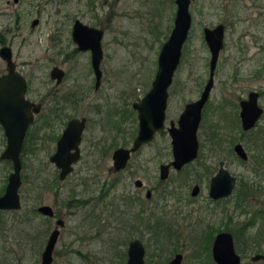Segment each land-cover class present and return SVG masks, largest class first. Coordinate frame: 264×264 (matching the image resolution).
Listing matches in <instances>:
<instances>
[{
  "label": "rangeland",
  "instance_id": "1",
  "mask_svg": "<svg viewBox=\"0 0 264 264\" xmlns=\"http://www.w3.org/2000/svg\"><path fill=\"white\" fill-rule=\"evenodd\" d=\"M93 1L97 4L96 11H89L92 10L89 0H19L18 2L0 0V33L4 39L13 43L17 68L29 81L27 96L43 102L42 110L28 127L21 151L24 160L21 169V176L24 178L22 177L20 187L23 196L22 206L18 211H6L0 215V218L6 220L5 237L3 235L0 239V260L6 264H39L46 235L36 233L41 221L32 214V207L37 203L33 195V185L34 181L41 184V179L48 178L51 181L54 176L58 177V170L48 159L55 144L54 136H48L51 129L46 126V113L48 104L51 103L48 100L52 98L50 92L53 88L57 93H61L72 83L80 85L82 89L88 87L86 95L72 113L87 114L90 122L82 144V158L74 165L73 172L66 179L55 181L53 188L44 189L42 193L41 201L53 204L59 213L66 217V225L62 228L56 243L51 264H83L86 259L93 264H124L127 258L129 235L115 228L111 215L115 193H124L123 191L117 189L114 192L115 188H113L99 199L97 204L103 210V219L99 221L100 234L96 237L91 236L86 241L78 234L81 232V225L78 222L83 217V208H78L76 215L70 217L64 202L69 195H73L74 189L77 197H88L95 191L86 192L87 184L99 185L113 178V173L109 171L112 165L111 153L106 156L101 155L100 150L97 149L90 154V139L101 136V130L98 128L100 124L119 125L123 131L118 134V143L130 144L137 129V118L131 114L129 118L122 119L120 111L126 108V103L129 105L133 96L136 97L139 91L150 86L156 71L161 44L173 25L176 3L175 0ZM189 10L194 17L192 31L186 42L187 52L183 55L168 89L171 93L166 109L168 125L171 119L176 123L184 102L195 98L207 79L208 62L205 57L209 53L202 38V25L215 23L225 13L236 14L237 18H242V0H192ZM95 12L98 13L97 16ZM34 17L39 18V23L32 26L31 20ZM75 17L86 23H97L105 29L102 39L103 83L97 90L91 87L94 76L89 68V54L80 52L69 58L70 56L67 55L69 52L60 51L59 48L62 42L69 46L67 49L73 48L70 27ZM236 26V29H228L227 47L220 53L214 75L210 105L213 104L216 108L222 103H227L224 97L235 101L237 95L242 94V49L236 46L242 43V20H238ZM54 64L68 71L65 81L59 85H55L54 80L49 77L50 68ZM4 71L5 64L0 58V74ZM229 104L230 106L226 108H233V105ZM116 107L119 113L113 114L111 110ZM210 109L215 111L213 107ZM108 112H110L109 123L105 119ZM66 119L62 117L54 122L56 134L60 133ZM42 125L40 138L34 140L36 131ZM208 128L209 124L205 122L198 132L202 146L199 160L205 161L215 169L217 161L220 158L224 159L230 171L237 176L236 187L239 188L240 182H248L259 190L250 192L240 206L237 204L238 190H234L225 202L228 207L225 215L230 227L236 228L240 235V247L245 253L243 263L262 264L260 261L251 260L253 248L250 246L264 247V215H253V210L264 206V189L261 187L264 180L262 178L260 180V177L248 171L242 160L229 150L228 147H232L231 138L235 139L240 135L237 128L225 131L227 148L223 151L210 149L206 134ZM27 137L33 139V142ZM5 145L6 137L0 125V153ZM171 158L170 138L166 132L150 146H144L134 157L128 170L124 172L132 177L128 192L135 190L133 180L137 177L141 178L145 186L151 189L153 197L146 201L144 192L137 191H140V196L149 206L157 205L160 213L155 210L156 214L163 216L166 215L164 203L167 206L173 205L180 194L182 200L190 201L189 205L194 207L189 221L197 228L200 224L198 217H204L208 212L206 207L210 206L207 200L210 175L209 173L204 175V170H201V165L196 160L179 173L171 171L169 178L161 181L158 176V164ZM11 170L10 161L0 160V187L6 182ZM196 171L200 174L196 175ZM36 176L39 178L38 181ZM195 181L200 184V194L193 198L190 195V188ZM181 183H184L182 187H180ZM101 191L106 192L103 188ZM161 191L168 194L166 198L158 197ZM100 192L96 191L95 194L98 195ZM242 207L247 210L244 211ZM251 216L253 222L250 224L247 220ZM204 218L205 223L211 220ZM219 218H214V221L222 222ZM135 237H139L145 245L146 264H159L157 245L152 232H145L142 235L136 233ZM182 240L185 242L186 239ZM178 247L180 248V243ZM79 249L83 250L81 254ZM184 249L185 252L188 251L187 247Z\"/></svg>",
  "mask_w": 264,
  "mask_h": 264
},
{
  "label": "flooded vegetation",
  "instance_id": "2",
  "mask_svg": "<svg viewBox=\"0 0 264 264\" xmlns=\"http://www.w3.org/2000/svg\"><path fill=\"white\" fill-rule=\"evenodd\" d=\"M13 1L18 2L19 0H13ZM89 5H90V9H92L89 11H93V10L96 11L95 8L97 6L96 1L89 0ZM97 14L98 13L95 12L96 16ZM174 16H173V20H174ZM191 17L193 23L194 17L192 16V14ZM76 20L82 21L80 18L77 17H75L72 20V24L70 27V33H71L70 36H71V44H73V48L67 49L69 46L67 47L63 42L60 43L59 48L60 51L63 52L68 51L69 53L67 55L70 56L69 58H73L74 55L80 52L81 53L87 52L89 54V59H88L89 68L94 76L91 87L97 90L103 83L102 78H103L104 68L102 66V62L104 59V50H103L102 39L105 34V29L103 27L98 26L97 23L90 24L82 21L90 26L100 28L103 31L101 38V45L103 52L102 59L100 61L101 74H100L99 82L97 84L96 73L92 65L91 50L79 49L77 42L72 37V32ZM238 20H242V43L236 44L237 47L242 49V94H238L237 97L235 98V101L234 99L232 100L229 99L228 97H224L227 103L226 104L222 103L216 108L213 104L210 105L211 91L214 85V75L217 69V64L220 59V53L224 51L225 48L227 47L228 40H226V36L228 33V29L229 28L236 29L237 27L236 22ZM38 23H39V18L37 17H34L31 20L32 26H35ZM192 23L188 36L183 44L182 53L177 68L179 67L182 61L183 55L187 52L186 42L188 41V37L190 36L192 31L191 30ZM219 24L223 26V35H222L223 45L219 49L216 58V66L214 69L212 88L210 89L208 96L206 97L200 110V120L196 130V137L198 140V150L196 156L193 159L184 162L179 168L171 164V161L174 159V154L172 151V137L170 136L167 130L168 124L166 122V117H167L166 110H165L164 126L161 129L156 130L153 136L149 140L142 142L135 150H132L133 142L138 134V129H139L138 111L133 105L135 102L140 101L141 98L149 91L151 87V83H150L149 87L139 91L137 96L136 97L133 96L131 101H129V105H127L126 103V108H123L120 111L122 119L129 118L131 114L135 115V117L137 118V129L135 134L133 135L130 144H127L126 142H123L122 144L118 143V134L119 132L123 131L122 127L119 125L112 126V125L100 124L98 128L101 130V136L90 139L91 142L89 146L90 154H92L94 151H97V149L100 150L101 155L106 156L109 153H111L112 165L109 167V171L113 173V178L110 179V181H105L99 185H96L95 183L86 185V192L88 193H90L91 191H95V193L96 191L100 192L102 188L106 192L101 191L98 195L94 193L93 195L88 197H83V196L77 197L76 190L74 189L75 194L73 193L72 196L69 195L67 199H65L64 205L67 208L66 212L70 217L76 215L78 208L81 207L83 208V217L78 222L79 225H81V232H79L78 234L82 239H84V241H86L91 236L96 237L100 234L99 221L100 219H103V210L101 207L98 206L97 202L110 189L115 188L114 192L118 189V191L120 192L123 191L124 193H115L116 197L113 204V209L111 210L112 222L115 223V228L119 230V232L125 231L129 235V241L126 248V255H128L127 251H128L129 242L131 240L139 239L144 245L143 241L139 237H135L136 233L142 235L145 232L151 231L152 234L154 235L155 244L157 245L156 253L158 256L159 264L169 263L173 259V257H175L178 254L180 255L179 264H219L218 261L215 259L214 254L220 253V251L226 254L224 247L225 244L222 243L225 241V234L230 233L232 235L234 251L238 255H240V264H244L243 257L245 253L242 247H240L241 238L240 235L238 234V230L236 228L232 229L230 227V224L228 223V219H226L227 217L225 215V212L228 207L226 206L225 202L227 201L228 198H230L234 190H238L239 194H238L237 204L240 206V204L242 205V201L246 198V196L250 194V192L258 189L251 186L248 182H240L239 188L236 187L238 182L237 176L230 171L224 159L220 158L217 161V165L215 169L209 164H207L205 161H200L199 153H200V148L202 146L198 132L199 129L202 127V125H204L205 122H208L209 128L206 134L210 143V149L223 151L225 150V148H227L225 146V142L227 141V137L225 136V131L227 132L229 131V129L232 130L237 128L240 131V135L235 139L234 137L231 138L230 143L232 144V147L229 146L228 147L229 150L232 151L240 160H242L243 165L248 168V171L260 177V180L261 178L262 180H264V0H242V18L239 17L237 18L236 14L225 13L224 16L215 23L202 25L201 27L202 38L209 53V55L205 57V59H207L208 62V76L202 88L201 89L199 88L200 90L198 95L195 98L186 100L184 102V106L179 112L178 118L181 112L183 111V109L185 108L186 104L195 101L201 97L203 89L209 79V74H210L209 64L211 60V50L205 38V28L212 29ZM3 46H8L10 48L11 57L15 63V69L18 70L17 60L14 58L13 43L12 41H7L6 39H4L2 33H0V49ZM0 58L5 64V71L3 72L5 73L7 71V65H6L7 61L1 56V54H0ZM55 67L62 70V76L59 81L56 76L57 73L59 72L55 71L56 73L55 76H52V72ZM18 71L22 73L20 70ZM23 76L26 79L25 95L26 97H28L27 89H28L29 81L24 74ZM67 76H68V71L60 65L54 64L50 68L49 77L54 80L55 85L62 84ZM87 88L82 89L80 85L72 83V85L69 86L68 89L63 90L61 93H57V90H55V88H53V90L50 92L52 98L48 100L51 103L50 105L48 104V111L46 113V118H47L46 126H48L51 129V131L48 132V136H52V135L54 136L53 141L55 142V144L53 147V151L48 156V159L50 162L54 163L56 169L58 170V177L54 176L51 181H49L48 178L41 179L43 184L41 182H40L41 184H38L37 182L35 183L34 181V185H33L34 188L33 195L37 199V203L32 207V214L41 221L36 228V233L42 234L43 236L46 235V241L40 254L39 264H41L42 253L44 251L45 245L47 243V240L51 232L55 229H58L57 239L54 248L52 250V261H53L56 243L59 239L62 228H64V226L66 225V217L63 214L59 213L58 209L55 208L53 204L47 201H41V198L44 189L53 188L54 187L53 184L58 179L59 180L66 179L73 172L74 165L82 158L83 155L82 144L85 139V132L88 123L90 122V117L87 114H73L72 112H74L77 109L79 102L86 95V90H88ZM127 93L128 95L130 94L129 91ZM170 95H171L170 90H168L167 105ZM129 98L130 96L128 97V99ZM30 100L41 104L40 110L34 113V118H35V116L39 114L40 111L42 110L43 102L36 101L33 99ZM229 103L233 105V108L231 109L226 108V106L228 105L230 106ZM212 107L215 109V111H212V109H210ZM117 108L118 107L114 109L112 108L111 112L113 114L119 113V110ZM108 114H110V112L106 113L107 117L105 119L107 123L110 122V116ZM208 114H209V119L207 120ZM62 117L63 118L66 117L67 119L65 120L64 126L61 129L60 133L56 134L53 126L54 122ZM74 117L79 119H81L82 117L84 118V126L81 130L80 141L78 143L79 157L77 158V160L71 163L72 168L65 174V176L61 177L60 176L61 168L58 167L56 163L50 159V157L54 155L57 150L58 139L60 138L66 124L70 119ZM34 118L32 122L34 121ZM170 121L174 122V120L172 119ZM177 121L176 123L174 122L175 125H178ZM42 127L43 125L39 127L38 130L36 131L34 140L40 138L39 133H40V128ZM166 132L169 134V138H170L172 158L169 161H162L159 162L158 164V176L161 181L167 180L171 174V171H176L177 173H179L182 170H184L188 165L193 164L196 160L201 165V170L202 169L204 170L205 172L204 175L208 173L210 175L208 179V196H207V200L210 202V206L206 207L208 208V212L205 214L204 217H206V220L208 219L211 220L206 221L205 223L203 222V220H205L204 217H200V218L198 217V220H200V224L197 228L193 226L192 223L189 221V218L192 217V214L194 212L193 209L194 207L189 205L190 201L186 202L185 200H182L180 194H178V199L174 202L173 205L167 206L166 203H164L166 215L164 214L163 216L161 214L160 215L156 214V211L159 212V210H157L158 209L157 205H152L151 207L147 202H145V200L149 201L153 196L151 189L145 186V183L141 178L137 177L133 180V183L135 185L134 187L135 190H133L132 192H128L130 189L129 187L132 177L129 176L130 174H126L124 172L128 170L132 160L144 146H150L158 138H160V135H163ZM26 136H27V131H26L25 139ZM118 147H125L130 149L129 156L126 160L125 165L120 168L115 167L114 158H113V153ZM240 150L242 151V154L240 153ZM158 154L160 153L158 152ZM0 160L1 161L8 160L11 162V160L9 159L0 158ZM221 161H222V165H221ZM21 162H22V166H24V160L22 156H21ZM167 163L170 164L166 168L165 176H163L162 165ZM221 166L224 169L228 170L231 175L235 176L234 185L228 194L214 197L210 194L211 180L217 174ZM199 174L200 173L196 171V175ZM22 177L23 176H21V183L18 189L20 206L18 208H0V215L5 213L6 211H18L21 208L22 199H23L22 193L20 192V187L22 185ZM36 179H37L36 181L39 180L38 176H36ZM7 180L0 187V195H2L5 191ZM184 183H181L180 187H182ZM261 187L264 189V184H262ZM137 190L144 192L143 195L145 200L142 199V197L140 196V191ZM199 194H200V184L197 181H195L191 185L190 195L191 197L195 198ZM167 195L168 194L163 193L162 191L158 193V197H162V198L163 197L166 198ZM43 206H48V208L44 210L43 208H41ZM242 209L244 211L247 210L245 207L244 208L242 207ZM220 212L222 213V215H217ZM254 214L263 216L264 206L256 210H253V215ZM210 215H214V216L216 215V216L211 217ZM252 216L250 217V219L247 220V222H250V224L251 222H253ZM216 217H220L219 221L222 219V222L216 223L214 221V218ZM5 232H6V220L0 218V239L1 237L3 238V235L5 237ZM182 239H186L185 242ZM179 243H180V248L178 247ZM184 247L188 248L187 252H185ZM250 248H253L252 255L264 254V247H261V245L260 246L256 245L255 247L250 246ZM144 249L146 253L145 245H144ZM82 251L81 249H79L80 254ZM145 253H144V261L146 264ZM52 261L50 262V264L52 263ZM252 261H260L262 264H264V259H257ZM0 263L6 264L1 260ZM85 263L93 264L91 261L87 259L83 264Z\"/></svg>",
  "mask_w": 264,
  "mask_h": 264
},
{
  "label": "water",
  "instance_id": "3",
  "mask_svg": "<svg viewBox=\"0 0 264 264\" xmlns=\"http://www.w3.org/2000/svg\"><path fill=\"white\" fill-rule=\"evenodd\" d=\"M175 1L177 6L173 26L159 50L157 67L151 87L141 100L135 102L133 105L138 111L139 129L134 139L132 150H135L142 142L149 140L156 130L164 126L168 88L172 82L181 57L183 44L192 23L189 10L191 0ZM102 34V29L90 26L80 20L75 21L72 32V37L77 42L79 49L91 50L92 65L96 73L97 84L101 74L100 61L103 55L101 45ZM222 35L223 26L221 24L212 29L205 28V38L211 50L209 79L201 97L186 104L178 118V125L170 121V124L167 126L168 133L172 137V151L174 154L171 164L177 168L184 162L193 159L197 154L198 140L196 130L200 120V110L212 88L216 58L219 49L223 45ZM0 54L7 61V71L0 74V125L6 137V145L0 153V158L9 159L12 162V170L8 174L5 191L0 195V208H18L20 206L18 189L21 183V151L27 128L34 118V113L40 110L41 104L26 97V79L22 73L15 69L10 48L3 46L0 49ZM55 71L59 72L56 75L59 81L62 76V70L55 67L52 76H55ZM83 126V117L81 119L76 117L70 119L58 139L55 154L50 157L61 168V177L65 176L72 168L71 163L79 157L78 143ZM129 151L130 149L125 147H118L114 151L113 158L116 168L125 165ZM240 153L242 154L241 150ZM169 164L162 165L163 176H165L166 168ZM234 180L235 176L231 175L228 170L221 166L211 180L210 194L214 197L228 194L234 185ZM41 208L46 210L48 206ZM57 235L58 229L51 232L42 253L41 264H50L52 261V250ZM222 244H225L226 254L220 250V253L214 254L218 263L240 264V255L234 251L232 235L230 233L225 234V241ZM127 253L125 264H145V249L139 239H133L129 242ZM251 259H264V254H254ZM179 262L180 255L178 254L167 264H179Z\"/></svg>",
  "mask_w": 264,
  "mask_h": 264
},
{
  "label": "trees",
  "instance_id": "4",
  "mask_svg": "<svg viewBox=\"0 0 264 264\" xmlns=\"http://www.w3.org/2000/svg\"><path fill=\"white\" fill-rule=\"evenodd\" d=\"M27 138L29 139L30 137H27ZM30 139H31V138H30ZM31 140H32V142H33V139H31ZM31 148H33L32 145H31Z\"/></svg>",
  "mask_w": 264,
  "mask_h": 264
}]
</instances>
